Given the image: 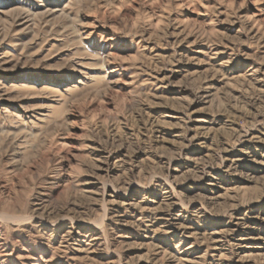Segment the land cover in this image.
I'll use <instances>...</instances> for the list:
<instances>
[{
	"label": "rangeland",
	"instance_id": "rangeland-1",
	"mask_svg": "<svg viewBox=\"0 0 264 264\" xmlns=\"http://www.w3.org/2000/svg\"><path fill=\"white\" fill-rule=\"evenodd\" d=\"M0 264H264V0H0Z\"/></svg>",
	"mask_w": 264,
	"mask_h": 264
}]
</instances>
